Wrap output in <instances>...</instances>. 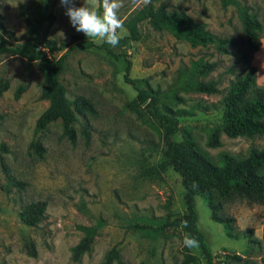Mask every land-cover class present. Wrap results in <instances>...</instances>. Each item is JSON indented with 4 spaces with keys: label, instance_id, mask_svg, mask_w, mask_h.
Listing matches in <instances>:
<instances>
[{
    "label": "rangeland",
    "instance_id": "1",
    "mask_svg": "<svg viewBox=\"0 0 264 264\" xmlns=\"http://www.w3.org/2000/svg\"><path fill=\"white\" fill-rule=\"evenodd\" d=\"M41 1L45 14L54 19L41 21L40 34L64 43L63 49L50 55L57 58L68 50L60 74L66 96L70 100L87 97L96 112L77 117L73 143L63 136L60 120L38 129L36 121L48 106L40 97L43 78L38 63L0 55V84L7 83L0 93V264H101L113 246L119 251L113 264H204L200 247L190 250L194 262L185 256L178 228L157 229L184 213V188L171 167L159 177L141 175L161 161L164 144L158 126L136 100L135 88L124 81L126 61L131 62L130 77L140 80V86L158 90L163 103L187 111L180 116L174 139L190 132L213 162L224 152L244 157L251 148L264 147V134L231 138L221 133L217 147H210L208 139L222 123L223 98L231 82L247 66L255 67L256 82L264 85V0H163L168 11H184L220 39H229L227 52L215 44L192 45L166 30H155L144 20L139 23L138 40L111 46L115 57L96 47L103 41L88 39L73 28L60 0H0V41L28 39L31 26L22 7L35 9ZM87 3L100 7L99 0ZM75 4L82 6L84 0ZM243 7L261 22V45L255 52L242 30ZM144 15L143 0H122L120 37L130 36V28ZM80 42L92 45L82 47ZM195 62L214 67L196 74ZM194 81H213L217 92H196L190 85ZM20 86L23 91L16 97ZM33 142L43 150L33 148ZM40 200L46 202L41 220L35 226L26 225L20 219L21 210ZM195 204L198 226L207 233L215 260L239 264L226 258V254H238L264 264L261 249L248 245L247 237L241 235L251 230L252 239H262L264 203L236 197L224 204L222 213L235 218L236 238L228 237L223 224L210 218L201 196H195ZM87 233L93 236L90 249L74 260L73 248ZM28 242L34 244L36 257L27 253Z\"/></svg>",
    "mask_w": 264,
    "mask_h": 264
},
{
    "label": "trees",
    "instance_id": "2",
    "mask_svg": "<svg viewBox=\"0 0 264 264\" xmlns=\"http://www.w3.org/2000/svg\"><path fill=\"white\" fill-rule=\"evenodd\" d=\"M101 2V0H99ZM25 21L31 26V35L21 43H8L0 41V55L8 54L20 56L28 61H36L43 78L40 97L48 101V106L40 114L36 121L38 129H45L50 123L60 120L62 134L70 142L76 138L74 123L78 116L95 114L94 103L83 95L70 100L66 96V88L60 80V74L64 69L68 50L59 57L50 54L64 48V43L58 44L56 40L46 38L40 34V24L44 18L53 21L51 14H45V2L41 1L35 9L22 7ZM242 30L255 52L261 45L262 26L256 15L245 7L240 12ZM148 23L155 30H166L175 38L185 40L192 45L215 44L221 52H227L226 46L229 39L219 38L205 28L203 23H196L190 15L184 11H168L163 0H151L145 5V15L137 20L130 28V36L120 38L138 40L140 38L141 21ZM82 47H89L91 42H80ZM104 49L109 55H115L111 46L102 42L96 46ZM131 62L126 61L124 81L136 90V100L143 105L146 113L156 123L159 135L164 144L161 161L142 170L141 175L159 177L167 167H171L180 177L184 188L185 211L182 215L171 221H166L157 229L166 225L176 227L182 233L183 240L190 235L199 241L204 264H220L215 260L211 252L208 235L198 226V214L195 204V196H201L210 210V218L223 224L225 234L230 238L239 237L234 232L235 218L222 213L224 204L236 197L253 198L264 203V147L251 148L244 157H238L229 153H221L218 160L213 162L208 154L202 151L190 132H186L181 140L174 139L179 131L180 116L187 113L184 109H174L162 102L158 90L149 86H140V80L129 75ZM214 64L195 62L192 71L196 74H206L211 71ZM196 92L215 93L217 85L213 81H194L190 83ZM7 88V83L0 84V93ZM23 91L19 87L16 97ZM222 123L211 130L208 145L217 147L220 145V135L235 138L239 136L254 137L264 134V85L256 82L255 67L249 65L244 72L237 76L230 84L227 94L223 98ZM87 129L83 133L88 137ZM32 147L39 150L43 148L39 143H32ZM46 209L45 201L28 203L20 212V219L29 226H35L42 218ZM187 227H184V222ZM251 230H244L241 235L247 237L248 245L261 249V258L264 262V235L262 239H252ZM93 236L86 234L73 248V259L79 260L90 249ZM185 256L189 261H195L196 257L190 253L188 247L183 244ZM27 253L36 257L37 253L32 242L26 244ZM119 258L118 249L113 246L104 255L101 264H113ZM230 262L239 264H255L244 260L238 254H226ZM225 260L222 262L224 263Z\"/></svg>",
    "mask_w": 264,
    "mask_h": 264
},
{
    "label": "clouds",
    "instance_id": "3",
    "mask_svg": "<svg viewBox=\"0 0 264 264\" xmlns=\"http://www.w3.org/2000/svg\"><path fill=\"white\" fill-rule=\"evenodd\" d=\"M60 3L65 7V15L77 32H82L88 39L98 38L113 47L119 44L121 37L118 30L123 28V21L119 16L122 0H101L99 9L91 7L87 0L79 7L75 0H60ZM143 3L148 5L151 0H143ZM61 34L63 38L65 34ZM184 227H187L186 221ZM183 244L189 249L199 247V241L190 235L184 237Z\"/></svg>",
    "mask_w": 264,
    "mask_h": 264
}]
</instances>
